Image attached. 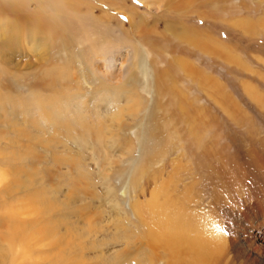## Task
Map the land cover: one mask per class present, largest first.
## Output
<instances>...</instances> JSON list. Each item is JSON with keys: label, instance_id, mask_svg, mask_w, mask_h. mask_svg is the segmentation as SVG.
<instances>
[{"label": "rangeland", "instance_id": "374dc122", "mask_svg": "<svg viewBox=\"0 0 264 264\" xmlns=\"http://www.w3.org/2000/svg\"><path fill=\"white\" fill-rule=\"evenodd\" d=\"M16 1L26 7L0 0V58L11 69L0 74V114L44 127L29 135L0 124L4 255L13 264H191L190 246L174 258L155 237L214 231L223 247L208 264H264V234L248 238L264 201V0H75L80 37L66 51L45 28L23 35L21 18L41 0ZM16 72L40 82L53 125ZM59 74L65 81L43 86ZM35 220H46L56 252H35Z\"/></svg>", "mask_w": 264, "mask_h": 264}, {"label": "bare ground", "instance_id": "6f19581e", "mask_svg": "<svg viewBox=\"0 0 264 264\" xmlns=\"http://www.w3.org/2000/svg\"><path fill=\"white\" fill-rule=\"evenodd\" d=\"M11 1L16 2L17 6L26 7L24 2H20V1L17 2L16 0H11ZM76 3L77 2L75 0H65L64 2H61V0H41L40 4L38 6V8H40V10H35V11H32V12H28L29 14H28V16L26 18L22 17L21 19H23L22 22H24V24H22L20 27H18V29H19V31H21V33H23L24 36H31V34L35 30H41L44 33L43 28H45L47 30L49 36L52 39L51 41H54L56 43V46L53 47L54 50L56 48H58L59 51H61V50H65L66 51V47H68L70 45H73V47H74L75 44H76L75 40H77L80 37V36L75 37V36L72 35L73 34L72 31H73L74 27H72V25H70L71 21H72V19H71L72 15L75 13L74 11L76 10ZM78 3H77V5H78ZM68 7H70L71 10ZM93 21H95V20L93 19ZM90 25H91L92 30H93V28H94L93 27V23H90ZM96 32L97 31H95V32L92 31V34L88 35L90 37L86 36V42L87 41L88 42L91 41L90 40L91 36L92 35L94 36L96 34ZM79 42H80V40H79ZM65 44H66V47H65ZM0 66H1L0 69H2V67H4V66L7 68V69H4V71L1 70L0 74L5 73V72L7 74L11 73L9 71L11 69H10V66H9L7 60H4V59L0 58ZM49 70H51V68ZM49 70L46 71L48 73V75L51 74L49 72ZM16 73H17V75H16V77L14 79L18 80V87L20 89H22L23 85H26L29 88V93H28L27 96H28V98H30V102L33 103L34 111L40 112L41 115L46 117V122H47L48 126L50 124L53 125V121H54L53 117H51L50 115L49 116L46 115V113L43 112V111L45 110L46 107H48L49 110H51V109L52 110H56V109L54 107H52V105L50 104V102L48 100L47 101L43 100L42 98H44V97L40 98V96H39L40 94L38 93L39 88L42 86V85L39 84L40 82L37 81V80H34V81L32 80L31 82H29V81L27 82L24 79L21 80L20 77L18 76L19 73L18 72H16ZM27 76L30 77V75H27ZM28 80H29V78H28ZM43 81H45V80H43ZM60 81H65L64 77H61V74H59L58 76H55V79L53 81H52V78H51V81L42 82V83H43V86H45L46 88H51L52 87V89H53L54 86H58V83ZM3 85L6 86L8 84L6 83V84H3ZM40 93H42V92H40ZM68 96L70 98V95H68ZM46 98H48V97H46ZM72 98H73V95H72ZM15 100H19L20 101V99H17V98H15L14 101ZM29 117H30V120H22L20 122L19 121L20 119H18V115L16 116L15 113L10 112L9 110H6V108H3L1 110V114H0V124H1V122L5 123V121H8L7 124L11 125L12 128L13 127L17 128L18 126H22L20 128H23L27 133H29V135L32 134V133H35V134L38 135L42 131V128L44 126L42 124H41L42 128H41V126H40V128H38V125H36L35 127L31 126V123H29V122H32L33 121L32 119H34L35 117H33V116H29ZM38 118H39V116H38ZM57 121L58 122H62L63 118L60 117V119H58ZM82 121L83 120L79 121L80 122V124H79L80 126L82 125ZM70 125H71V121H68V122L62 123L60 126H62L63 128H68ZM88 127L90 129L89 124H88ZM24 134H25V132H24ZM17 135H19V134H17ZM21 135L22 134H20V137H21ZM25 137H26V135H25ZM35 139L38 141V145H39L40 142L41 143L45 142V140H42V139H40V140H42V141H40L39 137H37ZM72 139H73L72 134L71 135L69 134V141L72 140ZM83 139H84V135H83ZM36 140H34L35 144H37ZM53 146L56 147V145H53ZM24 185L25 184H23V185L20 184V186H18L16 188L17 191L18 190H22V192H24L23 190H27V188L29 189V187L33 186V182L27 181L26 182V186H24ZM7 190H9V189H7ZM19 193H20V191H19ZM0 194H2V193H0ZM257 206H258V211L256 213L255 212L253 213L254 214L253 215L254 216L253 219H254V221H256V225L255 226L252 225L250 227V229H249V237H248L251 240L250 242H253L254 244H256L258 241H262L261 240L262 238H260V236H262V234H264V217H263V220H261L262 216H264V201H262V203L261 202L258 203ZM259 206H261V207H259ZM156 208L158 209L157 206H156ZM255 208H256V206H255ZM255 208H252V210L255 209ZM22 221H23V219H22ZM22 221L19 222V223L23 224L24 221L23 222ZM15 223L16 222H14V224ZM29 223H27V224H29ZM16 224H18V223H16ZM29 225H37L38 227H40V230L38 231L39 234H40V237H39L40 239H38V241L35 240V244H36V246H40V247L42 246V249L40 248V250L35 251V252L36 253H40L42 255H44V253L56 252L57 248H56L55 244H53L52 242L48 243V244H45V240H46L45 231L47 230V222H46V220H44L42 222H39V221L35 220V221H32V223L29 224ZM16 226H19V225H16ZM150 234L157 236V233L154 232V231H150ZM152 235H151V237H152ZM155 238H157V240H159V241L160 240L164 241L163 243H164L165 247L172 251V253H173L172 257H174V258L176 256L175 253L177 254V258L180 256V253H182L181 246H187V247L190 246L188 248V250L190 251L191 264H208L209 261L211 260V258L216 257L217 254L219 255V253L222 252V247H223L222 244H219L220 243L219 235L216 234L214 231H206L204 233H201L200 236L197 235L195 237H190L186 232L168 233L167 231H165L164 232V236L160 235V236H157ZM157 240H155L154 242H157ZM36 246H34V247H36ZM47 247H52V248H56V249H49ZM37 249H39V248H37ZM37 249H35V250H37ZM32 252L34 253V251H32ZM12 257H13V260H14V256L13 255H12ZM0 264H13L11 262V258L8 259V257L6 255H4V251L3 250H0Z\"/></svg>", "mask_w": 264, "mask_h": 264}]
</instances>
